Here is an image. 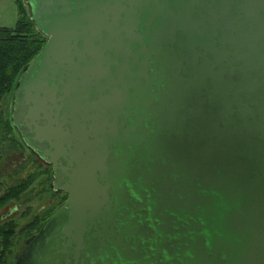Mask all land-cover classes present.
Segmentation results:
<instances>
[{
  "label": "water",
  "instance_id": "obj_1",
  "mask_svg": "<svg viewBox=\"0 0 264 264\" xmlns=\"http://www.w3.org/2000/svg\"><path fill=\"white\" fill-rule=\"evenodd\" d=\"M26 5L11 120L67 198L16 264H264V0Z\"/></svg>",
  "mask_w": 264,
  "mask_h": 264
},
{
  "label": "trees",
  "instance_id": "obj_2",
  "mask_svg": "<svg viewBox=\"0 0 264 264\" xmlns=\"http://www.w3.org/2000/svg\"><path fill=\"white\" fill-rule=\"evenodd\" d=\"M46 42V38L36 31L35 24L30 19L29 8L23 2L19 6L17 26L14 29L0 27V150L2 152L6 148L5 145L11 143L16 149H21V151L25 149L21 138L18 141L14 137L13 131L16 129L12 124L11 115L4 109V101L10 95L13 98L20 75L43 50ZM2 159L0 158V162ZM45 172L52 185V168L47 166ZM35 180L30 177L18 181L14 186L7 187L0 195V210L12 201H21L34 185ZM52 194L56 195L53 191ZM66 198L67 196L64 194L60 205ZM56 209L57 207H54L45 215L34 217L25 225L7 216H2L0 264H8L15 257L17 251L42 229Z\"/></svg>",
  "mask_w": 264,
  "mask_h": 264
},
{
  "label": "rangeland",
  "instance_id": "obj_3",
  "mask_svg": "<svg viewBox=\"0 0 264 264\" xmlns=\"http://www.w3.org/2000/svg\"><path fill=\"white\" fill-rule=\"evenodd\" d=\"M26 5V0H0V27L14 29L17 26L20 3ZM29 8V7H28ZM30 14V9H29ZM13 98L11 95L4 101V109L11 115ZM15 139L20 140L16 130L13 131ZM0 150V195L7 187L14 186L18 181L32 177L35 182L21 201H12L0 210V224L2 216H7L22 225L30 222L34 217L43 216L54 207H59L64 197L63 193L52 194L53 187L45 172L46 164L37 158L26 147L16 149L11 144ZM25 216V217H24ZM20 250L17 251V254ZM8 264H16V256Z\"/></svg>",
  "mask_w": 264,
  "mask_h": 264
}]
</instances>
